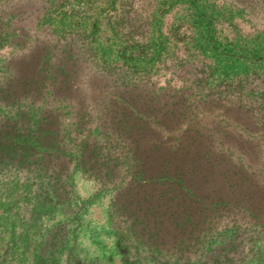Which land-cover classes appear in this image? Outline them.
<instances>
[{
    "label": "rangeland",
    "instance_id": "obj_1",
    "mask_svg": "<svg viewBox=\"0 0 264 264\" xmlns=\"http://www.w3.org/2000/svg\"><path fill=\"white\" fill-rule=\"evenodd\" d=\"M193 1L0 0V77L13 58L40 66L49 79L51 64L36 59L45 54L44 62L68 64L73 47L117 79L111 89L126 102L105 111L112 124L124 117L134 125L131 139L172 116L178 121L158 130L164 146L170 134L183 144L196 139L187 157L174 161L181 173L169 168L172 178L162 184L149 182L161 157L146 147L132 156L128 173L115 166L117 176L105 181L107 165L91 151L82 120L67 113L71 98L50 101L48 113L57 119L45 133L36 132L39 112L0 99V128H23L27 138L0 147V264H264V0H199L214 18L212 39L195 27ZM158 22L168 39L162 45L151 39L150 48L144 37L152 38ZM44 44L52 50L40 51ZM62 115L66 133L57 134ZM80 148L83 155L68 163L51 160L45 169L34 162L43 150ZM153 188L180 196L149 199ZM147 205L180 218L191 213L199 229L183 233L166 216L152 237L147 228L159 223Z\"/></svg>",
    "mask_w": 264,
    "mask_h": 264
},
{
    "label": "trees",
    "instance_id": "obj_2",
    "mask_svg": "<svg viewBox=\"0 0 264 264\" xmlns=\"http://www.w3.org/2000/svg\"><path fill=\"white\" fill-rule=\"evenodd\" d=\"M198 2L199 0H195L193 1L192 6L190 5V7H192L191 13L196 17L195 27L200 28L206 38L208 37L212 39L215 33L214 18L202 6H200ZM133 21L136 20L133 19ZM131 25L132 24H130V26ZM147 32L148 30H146L144 34L146 35ZM136 34L141 35L139 34V32H136ZM166 35L167 34L162 31L161 24L158 22L157 25L154 26L152 38L147 36L144 37L146 43L145 45L150 48L154 46V43H152L151 39H155L159 44L162 45L168 39V36ZM173 36H176V30H174ZM161 45L160 49L162 48ZM39 48L40 51L46 50L49 52L52 50V46H47L45 44L43 46H40ZM72 49L74 48L69 47V50H67L69 51L67 52L68 58L65 61H67L68 64L66 62L59 63L57 60H54L53 62H51L50 60L49 62H44L43 56L45 54H43L41 58L36 59L38 61V65H48V63L51 64V69H49L51 70V73L50 75L48 74L49 79H47L45 75L40 74V66L36 69L34 66L29 68L28 63H25L24 66L16 65L17 62L13 61V58H10V60L8 61V65L10 67L8 74L6 76L3 75L0 77V99H4L5 102H9L11 104L15 102L19 104L23 103L24 105H27L28 109L31 108L36 113L39 112L38 118L36 120V132L39 131L41 133H45L46 130L44 129L46 124L48 122H50L51 124H55L57 119V115L55 114L56 112L48 113V111H51L52 109L50 101H65L68 98H71L72 100L66 102L67 107L69 106L70 108L67 113H74L78 117L77 120H82L83 129L87 130L85 134L86 139L90 137V140L92 141L91 151L95 152L96 156H100L101 161L99 162V165L101 167L107 165L105 166L106 170L103 172L100 179H104L105 181H112V179L117 176L116 171L113 170L115 166L122 167V169L128 173L129 167H127V165L130 164V160L131 158H133L132 156H134L138 151L144 152L145 147L150 150H155L160 154L161 157L160 162L157 160L154 162L158 164V168L156 169V171H148V179L149 182L151 181V185L155 186L158 184H162L166 180L171 179L172 174H170L169 168H171L173 172L178 171V173H181L180 166L174 161L176 158H178V156L181 155L187 157L189 148L188 146H196V139L191 136L187 138L186 144H183L179 140V136L170 134V143L168 146H164L163 141L165 142L166 138H163V136L160 137L161 133L158 132L160 128H164L165 126L166 128H169L172 125L173 121H178L179 117L175 118L174 116H172L170 117L168 122L164 121L162 123H159L158 119L154 120V124L152 123V129H149L150 126H147V133L144 134V136L138 137L136 139H131L134 125H129L127 118L124 117L120 121L112 124L111 117L109 118L108 116L110 110L108 109L107 111H105L107 108H109L108 105L111 102H115L117 100H120L122 103L126 102V99H123L121 94L117 95L111 89L112 84H115L117 79H109V77L100 70L101 67L97 69L98 64L94 61V59H91L88 62H84L80 57L76 55V53L71 52ZM93 66H96V69ZM79 103L84 104V107L81 109L82 111H78L76 109L73 110L72 108L79 105ZM128 106L130 105L128 104ZM95 108L99 109V111L101 112H99V114L95 113L93 117L91 116V112L95 110ZM125 108L127 109V105H125ZM61 109L64 108L62 107ZM103 114L104 116L102 117ZM64 119L65 118L63 117V115L60 119H58L59 121L55 126L57 134L66 133L65 128L62 126ZM6 126L8 128V124ZM5 129L6 128H4V126L0 128L1 148L11 147V145H17L22 142H26L27 138L25 137L23 128H21V131L17 133ZM30 131L32 130L28 129V133ZM84 141L89 143L88 140ZM87 147H89V145H87ZM80 149L76 150L75 152H65V150H61L59 152H51L43 150L36 154L34 153L36 158L34 159V162L40 164L41 167L45 169L47 163L49 164L51 160H59V162L60 160H65V162L68 163L69 161L78 159L81 157V155H83L80 153H82V150H84V148ZM72 154L74 155L73 157L70 156ZM53 164L57 165V167L61 166V163L59 164L58 162H54ZM148 166L149 162L146 164V167ZM64 176L65 179H68L69 177H71V174L67 173ZM109 178H111V180ZM123 181L124 178L119 180L118 183H123ZM114 183L115 182H113V185ZM65 185L70 186L68 182H66ZM117 188L118 186H115V189ZM70 191L71 190H66V193H69ZM178 196H180V194L178 193L171 194L168 190H156L154 188L148 194L149 199H152L153 197L164 198L166 202H170ZM181 196L182 197L179 198L185 202L186 199L183 193ZM183 209L184 208L182 207V210ZM147 211L149 217L155 218V220H158L157 224L159 223L158 225L152 224L148 226L147 229L151 230L149 231V233L152 237L160 235L162 230V228H160V224H162V222L164 223L162 218L164 217L165 219L166 216L168 217L167 219H165V221H169L171 219L175 227H180V230L183 233L188 230V234H191L194 232L195 228L199 229L197 226L198 222H194L193 218L190 217L191 213H189L186 218H180L174 211H169L168 215H166V213L168 212L167 208L162 211L161 214L158 212V210L149 205H147ZM163 213L165 215H163ZM147 222L149 224V220ZM138 223L142 224L141 221H139ZM143 229L146 228L142 226L140 230ZM262 235V242H264V233ZM196 238L198 239L199 235H197ZM196 251L197 250L195 249L194 253Z\"/></svg>",
    "mask_w": 264,
    "mask_h": 264
}]
</instances>
